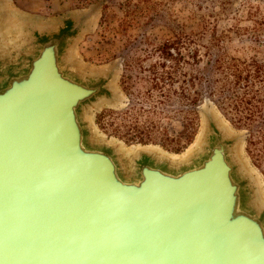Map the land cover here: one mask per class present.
Returning a JSON list of instances; mask_svg holds the SVG:
<instances>
[{"label":"water","instance_id":"1","mask_svg":"<svg viewBox=\"0 0 264 264\" xmlns=\"http://www.w3.org/2000/svg\"><path fill=\"white\" fill-rule=\"evenodd\" d=\"M85 22L7 45L0 20V264H264V202L212 117L181 162L123 159L92 130L117 97L110 70L71 58Z\"/></svg>","mask_w":264,"mask_h":264},{"label":"rangeland","instance_id":"2","mask_svg":"<svg viewBox=\"0 0 264 264\" xmlns=\"http://www.w3.org/2000/svg\"><path fill=\"white\" fill-rule=\"evenodd\" d=\"M0 3L7 45L26 24L85 19L71 58L88 71H111L117 100L92 110L90 120L123 159L139 147L182 155L210 116L240 138L238 159L264 192V0ZM203 73L225 115L208 98L199 101Z\"/></svg>","mask_w":264,"mask_h":264},{"label":"bare ground","instance_id":"3","mask_svg":"<svg viewBox=\"0 0 264 264\" xmlns=\"http://www.w3.org/2000/svg\"><path fill=\"white\" fill-rule=\"evenodd\" d=\"M0 4H2V3H0ZM4 8V7H3ZM1 9H2V7H1ZM7 10V9H6ZM9 10V9H8ZM3 12H4V10H3ZM4 16V15H3ZM10 16V15H9ZM1 18V17H0ZM1 20V23H3V25H4V20L3 19H0ZM53 24H54V22H52ZM51 23V24H52ZM40 24V23H39ZM45 24V23H44ZM7 25V24H6ZM31 26V28H41V27H34V26H41V25H37V24H31L30 25ZM5 29V28H4ZM6 30V29H5ZM21 32V30H19V31H17L16 33L17 34H19ZM15 33V34H16ZM8 34H9V29L7 30V32L6 33H3L1 36H3L6 40H7V37H8ZM11 43V42H10ZM74 48V47H73ZM74 57V56H73ZM77 65H78V63H76ZM112 84V83H111ZM86 118V120H87V122L91 125V128H92V130L93 131H95V128L92 126V122H91V120L90 119H92V118H90V115L89 116H87V117H85ZM216 122H217V124H218V128H219V130H221L222 132H223V134L224 135H226V136H228V137H235V140H236V143H235V149L233 150V157H235L237 160H239L238 158L240 157V154H238V150L240 151V145H241V140H240V138H236V136H232L231 135V133L229 132V129L227 128V127H224L217 119H214ZM203 134H204V132H203ZM203 134H202V136H203ZM202 136H200V137H198L197 138V140H196V142L194 143V145L192 146V147H190L189 149H188V151L187 152H185L184 154H182V155H176V156H174V155H172V156H165L164 155V153H163V151L161 152V150L159 151V149L157 150L156 148H150V147H139V148H134V151H131V150H129L128 151V153L129 154H133V152L135 153V152H137V151H139V150H142V151H147V152H153L154 151V149H156L158 152H157V154H159V157H161L162 158V156L163 157H166V158H168V160H170V161H173V162H181V161H183V160H185L187 157H190L191 156V154H192V152L193 151H196L198 148H199V146H200V143H201V137ZM106 141H108V142H110V143H114V141L113 140H106ZM118 150L121 152V148L118 146ZM124 152V151H123ZM122 154V153H121ZM125 154V153H124ZM238 155H239V157H238ZM126 157V156H125ZM128 157V156H127ZM242 157V156H241ZM241 159V158H240ZM239 162H240V160H239ZM241 163V170H244L245 171V173H247V175L250 177L249 179L251 180V183H252V186L254 187V189H255V195H256V197H257V199L260 201V202H264V192L261 190V188H260V186L258 185V183L254 180L255 178L253 177V174L251 175V172L248 170V167H246V165H242V162H240Z\"/></svg>","mask_w":264,"mask_h":264},{"label":"trees","instance_id":"4","mask_svg":"<svg viewBox=\"0 0 264 264\" xmlns=\"http://www.w3.org/2000/svg\"><path fill=\"white\" fill-rule=\"evenodd\" d=\"M209 63H212V61L209 60ZM201 77L203 79V82H206V83L202 86L203 88H202L201 94L199 95V98H200L199 101H202L205 98H208L210 101H212L210 98H213V91H212V89H210V83L208 82L209 81L208 74L203 73ZM222 99H223L222 97H218L216 101L222 100ZM223 100H225V99H223ZM212 103H214L215 106L219 109V111H221V113H223V115H225V107L224 106H222L221 104L216 105L217 103H215L214 101H212ZM96 123H98V122H96Z\"/></svg>","mask_w":264,"mask_h":264}]
</instances>
